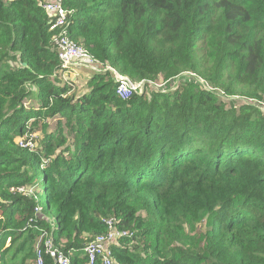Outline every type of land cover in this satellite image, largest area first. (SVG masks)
<instances>
[{
  "label": "trees",
  "instance_id": "trees-1",
  "mask_svg": "<svg viewBox=\"0 0 264 264\" xmlns=\"http://www.w3.org/2000/svg\"><path fill=\"white\" fill-rule=\"evenodd\" d=\"M43 1L0 0V264H37L43 237L89 264L108 219L133 234L120 264H264V0H64L69 37L142 84L127 100L110 71L81 96L59 79ZM57 117L84 129L73 152L44 129L17 143ZM201 224L196 248L183 232Z\"/></svg>",
  "mask_w": 264,
  "mask_h": 264
},
{
  "label": "built area",
  "instance_id": "built-area-1",
  "mask_svg": "<svg viewBox=\"0 0 264 264\" xmlns=\"http://www.w3.org/2000/svg\"><path fill=\"white\" fill-rule=\"evenodd\" d=\"M41 7L50 18V31L54 33V45L63 68L69 69L73 73L75 72V78L67 83L72 85L75 81H77L79 73L76 72V70L80 66H85L93 71H98V67L94 65V62L86 50L73 41L68 35V20L72 12L64 6V0H48L41 3ZM104 72L105 71L101 70L99 73ZM189 76L194 78L199 84L203 82L202 88L207 92L215 91V89H213L209 83L204 80L197 79L194 75L189 74ZM140 88L141 85H135L127 78L118 77L116 94L123 100H127L131 97L133 92L139 91ZM30 139L32 142H28L27 144L24 143L25 140H19V144L22 147L33 146V137ZM22 190L23 189L20 191L22 192ZM107 225V235L95 238L87 244L84 249L89 260V264H97L98 262H101V264H120L114 258L113 247L118 245L121 239L133 236L132 233L127 231H119L115 219H108ZM40 241L42 243L44 241V237L41 238ZM37 250V264H43L44 253L49 254L57 261L58 264H70V258L65 256L62 252L54 249L50 239L45 240L44 247L42 248L41 246V248Z\"/></svg>",
  "mask_w": 264,
  "mask_h": 264
},
{
  "label": "rangeland",
  "instance_id": "rangeland-1",
  "mask_svg": "<svg viewBox=\"0 0 264 264\" xmlns=\"http://www.w3.org/2000/svg\"><path fill=\"white\" fill-rule=\"evenodd\" d=\"M101 67L104 69L106 66L104 65ZM83 70H87V71H83ZM76 72L79 73V77H77V81H75L72 84L74 87L73 93H75V95L81 96L85 92H87L88 81L96 73L85 67H81V69L79 68V70L77 69ZM187 76L189 77V75ZM188 77H181L180 79H173L171 81H168L164 85L159 86V88L164 92L174 93L177 90V87L180 82H190L188 81L189 80ZM74 78H75V73H70L68 74L66 78L61 77L59 79L68 82V81H72ZM202 83L200 84L201 88H202ZM216 98H217V101L218 102L220 101L222 104H225L228 102V99H223L218 96ZM243 102L244 100H241L235 103L242 104ZM260 103H261L260 105L264 108V102H260ZM28 106L31 108H34L35 106H37L36 101L34 100L29 101ZM60 120L63 123L62 126L58 124ZM31 125H32V122H29L27 125L28 128H32ZM43 129L47 131L48 133L53 134L56 138V140L54 141L55 146L58 149L65 150L66 152L68 151L73 152L76 148L80 147L82 140L84 139V129L81 128L79 129L77 133H75L76 131H72L68 127L65 126V120L61 119L60 117H57L53 119H47L44 122L41 121V123L38 126L33 128V135L31 136V138L33 137V146H28L30 149L33 150L36 146L37 147L41 146V142L44 138ZM28 142H31V140L24 142V143L27 144ZM17 143L19 144V140H17ZM205 232H206V227L204 224H201L198 226H189L186 229V231L183 232V234H185V237L190 244H192L196 248H202L205 246V240H204V237L202 236V234ZM39 242L41 243L40 240ZM41 244H38L36 246V250L41 248ZM146 255L147 254L144 253V256Z\"/></svg>",
  "mask_w": 264,
  "mask_h": 264
},
{
  "label": "bare ground",
  "instance_id": "bare-ground-1",
  "mask_svg": "<svg viewBox=\"0 0 264 264\" xmlns=\"http://www.w3.org/2000/svg\"><path fill=\"white\" fill-rule=\"evenodd\" d=\"M46 1H48V0H45V1H43V2H46ZM42 2V3H43ZM67 31H68V28H67ZM59 58V57H58ZM92 59V58H91ZM60 60V59H59ZM92 61L94 62V65L95 66H97L98 67V71H93L92 69H90V68H87V67H85V66H81V67H85V68H87V69H90L91 71H93V72H95L96 74H99V72L101 71V70H103V71H110L112 74H114L115 75V78H116V81L118 80V77H124V76H122L120 73H118L115 69H113V68H111V67H105L104 69L101 67V66H104V65H102V64H100V63H97V62H95L93 59H92ZM61 62V61H60ZM62 64V63H61ZM78 69V68H77ZM61 73V76H62V78L63 77H67L68 76V74H70V73H73L71 70H69V69H64L63 68V66H62V71L60 72ZM75 73V72H74ZM124 78H127V77H124ZM127 79H129V78H127ZM130 80V79H129ZM131 81V80H130ZM132 82V81H131ZM133 83V82H132ZM133 84H135V83H133ZM135 85H141V87H142V84H135Z\"/></svg>",
  "mask_w": 264,
  "mask_h": 264
},
{
  "label": "crops",
  "instance_id": "crops-1",
  "mask_svg": "<svg viewBox=\"0 0 264 264\" xmlns=\"http://www.w3.org/2000/svg\"><path fill=\"white\" fill-rule=\"evenodd\" d=\"M79 68L81 69V66ZM79 68H78V70H79ZM83 71H87V70H83Z\"/></svg>",
  "mask_w": 264,
  "mask_h": 264
}]
</instances>
